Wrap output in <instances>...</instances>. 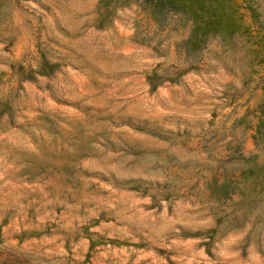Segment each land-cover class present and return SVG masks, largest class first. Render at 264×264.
<instances>
[{
    "label": "rangeland",
    "instance_id": "374dc122",
    "mask_svg": "<svg viewBox=\"0 0 264 264\" xmlns=\"http://www.w3.org/2000/svg\"><path fill=\"white\" fill-rule=\"evenodd\" d=\"M188 40L144 0H0V264H264V0Z\"/></svg>",
    "mask_w": 264,
    "mask_h": 264
},
{
    "label": "trees",
    "instance_id": "16d2710c",
    "mask_svg": "<svg viewBox=\"0 0 264 264\" xmlns=\"http://www.w3.org/2000/svg\"><path fill=\"white\" fill-rule=\"evenodd\" d=\"M149 12L155 20H159L164 11L187 14L192 21V29L188 40L193 47L200 46L208 36L229 37L236 32L248 29L243 23V12L235 0H144ZM245 7L252 19H256L257 11L249 0H244ZM264 42V24H257ZM263 106V105H262ZM259 105L260 116L255 126L254 137L258 139L264 134V108Z\"/></svg>",
    "mask_w": 264,
    "mask_h": 264
}]
</instances>
